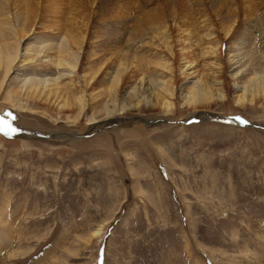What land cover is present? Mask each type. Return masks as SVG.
Segmentation results:
<instances>
[{
    "label": "rangeland",
    "instance_id": "rangeland-1",
    "mask_svg": "<svg viewBox=\"0 0 264 264\" xmlns=\"http://www.w3.org/2000/svg\"><path fill=\"white\" fill-rule=\"evenodd\" d=\"M184 2L98 0L92 19ZM0 101V264H264V106L87 125Z\"/></svg>",
    "mask_w": 264,
    "mask_h": 264
},
{
    "label": "bare ground",
    "instance_id": "bare-ground-1",
    "mask_svg": "<svg viewBox=\"0 0 264 264\" xmlns=\"http://www.w3.org/2000/svg\"><path fill=\"white\" fill-rule=\"evenodd\" d=\"M97 1L0 0V100L18 113L56 112L52 123L89 114L87 125L132 111L182 117V109L199 120L231 107L224 102L264 106V0H185L178 9L130 11L105 27L92 19ZM9 127L0 118V132ZM57 134L52 140L61 141Z\"/></svg>",
    "mask_w": 264,
    "mask_h": 264
}]
</instances>
